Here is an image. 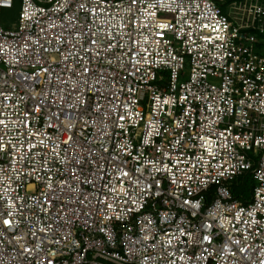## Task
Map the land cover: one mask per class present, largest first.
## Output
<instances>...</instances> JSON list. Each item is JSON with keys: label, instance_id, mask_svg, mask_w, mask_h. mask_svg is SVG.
<instances>
[{"label": "built area", "instance_id": "built-area-1", "mask_svg": "<svg viewBox=\"0 0 264 264\" xmlns=\"http://www.w3.org/2000/svg\"><path fill=\"white\" fill-rule=\"evenodd\" d=\"M226 2L0 0V264H264V0Z\"/></svg>", "mask_w": 264, "mask_h": 264}, {"label": "trees", "instance_id": "trees-1", "mask_svg": "<svg viewBox=\"0 0 264 264\" xmlns=\"http://www.w3.org/2000/svg\"><path fill=\"white\" fill-rule=\"evenodd\" d=\"M229 1L232 2L234 0H229ZM20 4H21V0H15L14 7L19 5V10H20ZM6 27H10V26H6ZM253 186H254L253 177L251 173H248L244 176L243 182L240 185L234 186L235 197L241 199V201L243 202H247V198L249 197V194L252 191Z\"/></svg>", "mask_w": 264, "mask_h": 264}, {"label": "rangeland", "instance_id": "rangeland-1", "mask_svg": "<svg viewBox=\"0 0 264 264\" xmlns=\"http://www.w3.org/2000/svg\"><path fill=\"white\" fill-rule=\"evenodd\" d=\"M234 1H238V0H234ZM232 1V2H234ZM231 1L227 0V2L224 5V10L227 12L229 11V6L232 3ZM18 11H19V5L12 8V9H4L2 11V22L5 26H11L12 23H15L18 19ZM244 176L241 178L239 177L236 182L238 181V183L235 186L240 185L243 182ZM253 191V189H252ZM252 191L249 194V197L247 198V201H250V199L252 198Z\"/></svg>", "mask_w": 264, "mask_h": 264}, {"label": "snow or ice", "instance_id": "snow-or-ice-1", "mask_svg": "<svg viewBox=\"0 0 264 264\" xmlns=\"http://www.w3.org/2000/svg\"><path fill=\"white\" fill-rule=\"evenodd\" d=\"M133 2H134V0H133ZM0 124H3V121L2 120H0ZM5 223L7 224L8 221H5Z\"/></svg>", "mask_w": 264, "mask_h": 264}]
</instances>
